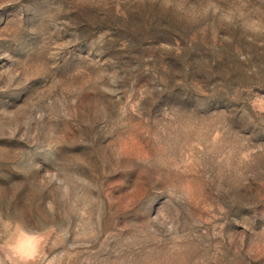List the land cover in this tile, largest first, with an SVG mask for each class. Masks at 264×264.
Masks as SVG:
<instances>
[{"label":"rangeland","instance_id":"rangeland-1","mask_svg":"<svg viewBox=\"0 0 264 264\" xmlns=\"http://www.w3.org/2000/svg\"><path fill=\"white\" fill-rule=\"evenodd\" d=\"M0 264H264V0H0Z\"/></svg>","mask_w":264,"mask_h":264}]
</instances>
